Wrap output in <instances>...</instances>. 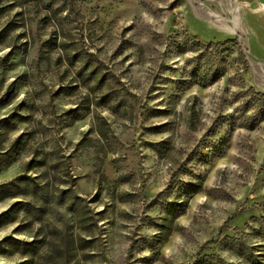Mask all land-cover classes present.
Returning <instances> with one entry per match:
<instances>
[{"label": "rangeland", "instance_id": "1", "mask_svg": "<svg viewBox=\"0 0 264 264\" xmlns=\"http://www.w3.org/2000/svg\"><path fill=\"white\" fill-rule=\"evenodd\" d=\"M200 1L0 0V264H264V0Z\"/></svg>", "mask_w": 264, "mask_h": 264}, {"label": "trees", "instance_id": "2", "mask_svg": "<svg viewBox=\"0 0 264 264\" xmlns=\"http://www.w3.org/2000/svg\"><path fill=\"white\" fill-rule=\"evenodd\" d=\"M238 53L240 54V56H242L240 51H238ZM219 76H220V74L216 73V71L215 72H213V71L208 72V74L206 75L207 79L204 83H202V85L205 86L211 82H214ZM10 183L11 182L3 183L2 185H0V187H5V186L9 185Z\"/></svg>", "mask_w": 264, "mask_h": 264}, {"label": "built area", "instance_id": "3", "mask_svg": "<svg viewBox=\"0 0 264 264\" xmlns=\"http://www.w3.org/2000/svg\"><path fill=\"white\" fill-rule=\"evenodd\" d=\"M190 4L192 5L193 9L196 8V4L193 2V1H190ZM197 4L199 5H202L201 1L200 0H197ZM203 6V5H202ZM204 7V6H203ZM207 11L206 12H209L211 14H215L214 12H212L211 10L209 9H206ZM194 12L196 13V11L194 10ZM197 15V14H196ZM218 16V18L216 20H218L220 18V16L218 14H215ZM198 16V15H197ZM200 17V16H199ZM202 18V17H201ZM211 18V17H210ZM213 18V17H212ZM202 19H209V17H206V18H202Z\"/></svg>", "mask_w": 264, "mask_h": 264}]
</instances>
